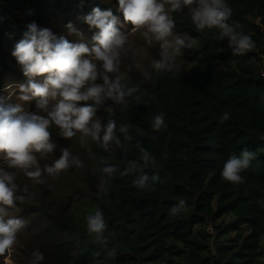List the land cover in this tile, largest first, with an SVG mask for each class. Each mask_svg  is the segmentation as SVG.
Here are the masks:
<instances>
[{
    "label": "trees",
    "instance_id": "16d2710c",
    "mask_svg": "<svg viewBox=\"0 0 264 264\" xmlns=\"http://www.w3.org/2000/svg\"><path fill=\"white\" fill-rule=\"evenodd\" d=\"M225 2L232 10L228 22L251 37L253 50L236 55L218 29L197 30L189 8L171 12L173 32L196 41L182 49L180 70L142 71L131 60L121 83L125 91L138 90L124 104L105 99L97 107L94 120L102 127L114 121L120 145L105 150L84 137L83 167L70 164L55 177L57 186L45 174L40 184L15 174L17 195L26 197L16 202V215L28 220L29 245L14 264H32L37 251L44 257L37 264H264V0ZM95 7L123 16L105 0H0V88L3 79L26 82L12 52L28 24L65 37L71 23L91 46L96 30L83 17ZM161 113L166 126L156 131L153 120ZM224 113L229 119L221 122ZM50 131L54 148L37 153L41 167L63 151L59 129ZM141 147L154 163L144 164ZM245 149L256 159L240 173L243 182L225 180L224 163ZM132 163L136 171L129 172ZM106 166L116 169L111 177L101 171ZM0 168L14 173L6 163ZM144 174L147 186L137 187ZM181 199L185 207L170 215ZM97 209L107 224L106 245L87 230L86 217Z\"/></svg>",
    "mask_w": 264,
    "mask_h": 264
},
{
    "label": "clouds",
    "instance_id": "9594fccd",
    "mask_svg": "<svg viewBox=\"0 0 264 264\" xmlns=\"http://www.w3.org/2000/svg\"><path fill=\"white\" fill-rule=\"evenodd\" d=\"M185 7L189 8L191 20L198 31L218 29L219 38L228 39L234 54L244 55L255 47L250 36L238 32V25L234 27L228 22L232 10L225 0H118V11L123 14L124 23L131 24V32L141 31L149 43L154 41L159 44L161 58L152 63V68L157 72L179 71L180 66L176 61L182 55V49H191L196 44L195 39L174 35L173 32L175 22L170 13L182 11ZM83 20L90 29L96 30L91 36V46L85 42H70L64 36L57 37L49 29L30 23L23 39L12 52L26 78V82L19 85L18 100H36V107L40 111H25L20 103L0 102V153L9 169L22 171L37 184L45 182L42 179L45 173L55 178L70 164L83 167L79 158L70 161L68 150H63L52 165L40 166L36 154L50 153L54 148L50 131L53 126L59 129L64 139L71 140L80 134L82 146L84 137L88 136L93 141H99L105 150L110 144L119 146L121 141L115 134V122L110 120L102 127L99 120H94L97 107L105 99L124 104L125 96H131L138 90L128 88L125 91L121 76L117 75L112 80L108 75L119 72V57L128 43L129 35L117 27L118 19L112 10L95 7ZM67 28L82 41V32L71 23ZM144 76L149 79L146 71ZM98 79H102L103 84L96 83ZM220 119L221 122L226 121L229 115L224 113ZM165 126L163 113L154 117V130L159 131ZM120 131L125 132L126 127ZM140 152L145 165L154 163L147 150L141 147ZM254 159L256 153L247 149L238 156L233 154L224 163L222 177L229 182L242 183L240 173L248 169ZM101 171L111 177L116 169L106 166ZM127 171H136L135 163ZM147 181L148 176L144 174L134 183L144 188ZM106 183L107 180L102 178L99 185L101 191L105 190ZM18 191L15 173L0 168V256L10 252L17 242L18 232L26 226V221L10 217L7 211L15 208L17 201L25 202L26 197L18 196ZM23 191L27 193L28 188L25 187ZM185 203V200H179L178 205L170 209V215L178 214ZM86 221L89 234L95 235L97 243L106 245L108 240L104 233L107 224L103 212L97 209L86 217ZM108 255L115 256V249ZM33 257L32 264L44 259L39 251L34 252Z\"/></svg>",
    "mask_w": 264,
    "mask_h": 264
},
{
    "label": "rangeland",
    "instance_id": "374dc122",
    "mask_svg": "<svg viewBox=\"0 0 264 264\" xmlns=\"http://www.w3.org/2000/svg\"><path fill=\"white\" fill-rule=\"evenodd\" d=\"M110 2L116 9H118V0H105ZM168 6L166 5V8ZM118 21L120 23L119 28L121 29L122 32L124 33H129L128 35V43L124 46V50L121 51L120 57H119V72L118 73H109L108 75L110 76L111 74L113 75H119V76H124L126 75L129 67H130V62L133 60L136 62L140 68V70L144 71L147 67L151 66L155 59H153V52L157 53L160 51L159 44L156 42H151L149 43L147 40L142 35L141 31H137L135 33L131 32V24H125L123 21V16L118 18ZM83 33V38L81 41V38L78 37L75 34H72L69 32V29L65 30V37L70 41V42H85L88 43L90 46V40L87 37V34L83 31H79ZM175 35V33H174ZM182 35V34H179ZM185 36V35H184ZM181 59L180 57L177 58L176 63L181 64ZM9 80V79H7ZM6 79H3V82L6 81L2 88H0V102H3L4 104H17L20 103L24 107L25 111L29 112H37L40 111L37 107V101L36 100H31L28 102H21L18 100L19 96V85L21 83H18L17 81L14 80H9L7 81ZM60 136V134H58ZM78 136V134H77ZM79 138L73 137L71 140L69 139H64L60 136L61 140L64 141L62 144L63 150H68L70 152V156H73V158H79L80 160H84L83 157L81 159V156L83 155V152H80L79 149L82 147L80 140L81 137L78 136ZM72 148L76 150V154L73 153ZM37 155V154H36ZM60 158V156H58ZM55 158L53 160L59 159ZM2 163H6L3 159V154L0 153V165ZM45 165H52L51 164V159L46 162ZM44 166H42L43 168ZM15 174L18 175H23L24 173L22 171H19L17 169H12ZM46 179L49 181L51 178L52 182H56L55 178L48 176L46 173ZM68 179V178H67ZM58 183L56 182V186ZM38 194L34 195L36 199ZM18 209V208H17ZM17 209L15 208H9L7 209L9 216L10 217H16L19 218L16 213ZM26 221L28 223V220L26 218H20ZM29 236L27 234V231L23 228L20 230L17 234V242L14 245V247L10 250V252L5 253L3 256H0V264H14L18 258V256L21 258L22 257V251L27 250V245L28 243Z\"/></svg>",
    "mask_w": 264,
    "mask_h": 264
}]
</instances>
